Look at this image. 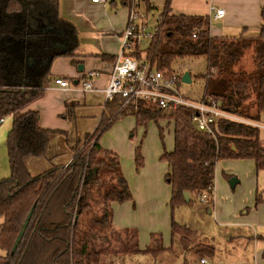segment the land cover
I'll return each mask as SVG.
<instances>
[{
    "label": "trees",
    "instance_id": "obj_1",
    "mask_svg": "<svg viewBox=\"0 0 264 264\" xmlns=\"http://www.w3.org/2000/svg\"><path fill=\"white\" fill-rule=\"evenodd\" d=\"M131 1L108 0L126 7ZM170 1L162 0L159 36L146 46L134 44L129 55L150 61L152 70H175L180 76L184 72L180 66L174 68L177 59L202 57L206 71L213 70L219 91L216 96L221 98L223 109L244 116L245 102L255 96L257 112H264V7L256 35L242 33L227 38L211 35L209 16L171 13ZM136 2L147 9L157 7L155 0ZM59 8L60 0H0V119L12 118L6 138L10 176L0 179V264H145L146 257L164 250L160 236L152 238L151 246L140 249L134 229L114 227L112 204L132 196L118 155L99 144L102 134L126 115L134 116L135 124L142 128L150 122L156 125L163 147L160 160L168 165L165 181L171 185L173 209L191 202L192 194L205 193L206 201H212L219 160L250 158L256 169H264L260 129L218 120L212 133H207L195 127L188 108L166 111L155 102L137 99L119 109L123 99L115 96L106 103V113L96 129L82 142L76 140L67 165L51 164L45 172L32 175L28 160L44 156L61 131L42 127L38 111L29 105L45 94L55 58L69 57L75 63V57L83 56L78 51L80 31ZM93 55L111 59L105 54ZM239 64L242 67L234 71ZM56 77L62 76L53 77L52 83ZM74 105L68 103L67 109ZM160 119L165 124L159 123ZM165 127L173 136L170 150L165 147ZM140 147L141 142L135 147L136 169L142 165ZM32 207L28 228L12 252ZM171 229L173 234L187 231L174 217ZM180 245H184L182 241ZM201 253L209 257L213 250ZM261 258L264 262V251ZM187 263L183 256V264Z\"/></svg>",
    "mask_w": 264,
    "mask_h": 264
},
{
    "label": "crops",
    "instance_id": "obj_2",
    "mask_svg": "<svg viewBox=\"0 0 264 264\" xmlns=\"http://www.w3.org/2000/svg\"><path fill=\"white\" fill-rule=\"evenodd\" d=\"M115 4H109L108 0L105 2L60 0V14L78 27L80 38L83 39L85 35L88 38L86 39L87 43H83V56L75 57V63L71 62L69 57L64 56L54 59L55 66L50 69L51 78L62 76L75 83V80L77 81L87 72L95 71L98 74L92 78L93 89L95 90L84 91L76 87L61 90L51 83L46 89L45 92H48L44 97L42 96L30 103L29 107L40 113V125L42 127L61 131L53 137L44 156L33 157L28 160V169L32 175L45 172L51 164L61 167L67 165L74 154L76 139H80L82 142L86 135L91 134L96 129L101 117L106 113V102L101 89L107 85L115 57L120 51L128 14L126 6L116 4L121 6V9H111V7H116ZM262 7H264V0L170 1L171 13L209 16L212 22L210 25L211 35L227 38H234L242 33L244 35H256L261 24ZM219 8H223V15L214 19V11ZM85 46L87 48H84ZM95 53L109 55L111 59H101L93 55ZM66 63H70L71 67L76 66V72L79 74L76 75V72L69 70V68L66 69ZM80 64L83 66L82 70L78 69ZM51 93L57 94L58 97L53 98ZM43 99L47 100V117L41 115L44 108L41 102L44 101ZM68 103L75 104L71 106L70 111L67 109ZM59 115L62 116V119L68 118V121L72 122L71 129H57L62 127L57 123ZM11 126V116L4 117L0 124V179L10 176L6 138ZM153 126L157 145L154 148H148L146 140L143 141L140 151L146 161L144 166L139 167V169H136L135 166V147L139 135H133V138H129L131 130H135L134 116L126 115L117 119L99 139V144L103 148L115 152L120 158V166L132 196L130 200L112 204L113 225L118 229H134L140 249L151 246L152 238L160 236L159 243L164 250L158 252L156 256L146 257L148 259L146 263L154 262L163 251H171L172 264H183V256L177 255V251H172L174 234L171 229L173 217L171 211L173 209L170 207L171 185L164 181L168 165L166 161L160 160L163 148L161 150L162 144L158 129L154 123ZM261 239L264 240V236ZM189 260L188 264H200V259L195 257Z\"/></svg>",
    "mask_w": 264,
    "mask_h": 264
},
{
    "label": "rangeland",
    "instance_id": "obj_3",
    "mask_svg": "<svg viewBox=\"0 0 264 264\" xmlns=\"http://www.w3.org/2000/svg\"><path fill=\"white\" fill-rule=\"evenodd\" d=\"M155 1L157 7L154 9H147L142 3L139 5L149 17L150 24L157 17H160L159 13L162 10V0ZM117 5L116 7L109 6L111 9H121V6ZM87 38V35L83 39L80 38L78 49L81 53L84 52L82 47L83 43H87ZM84 48H87V46ZM125 51L127 52L128 50ZM54 63L55 61L51 67L55 66ZM178 66L183 72H188L191 75V82L189 84L183 83L181 86V91L188 98L194 100L203 91V94L212 96L214 100L220 98L216 96L219 91L213 82L215 77L213 76V70L206 71L204 58L177 59L174 62V68L176 69ZM241 67L242 64H239L233 69L236 71ZM68 68L76 72V66L71 67L70 63H66V69ZM78 74L76 72V75ZM52 79L53 77L50 78L49 85L52 83ZM209 83L212 84L210 93L206 91ZM47 92H45L43 97ZM51 95L53 98L58 97L55 93H51ZM43 100L41 102L44 108L41 115L47 117V100ZM243 114L248 119L264 123V112L260 114L257 112L255 96L245 102ZM68 120V118L62 119V116L59 115L57 123L62 125V127L57 129H71L72 122ZM165 122L163 119L159 120L161 124H165ZM154 132L153 123H149L146 128L135 124V130H131L129 138H133V135H139L137 144L141 141L142 147L143 141L146 140L148 148H154L157 145ZM259 139L261 143L264 142L263 129L259 130ZM164 141L166 149H172L173 136L170 131L168 132V127L164 128ZM141 157V166H144L146 160L142 153ZM231 177L238 180V183L233 188L229 184ZM199 196L192 194L191 202L171 210L175 220L182 223L183 227L187 229L186 232L174 233L172 251H177V255L184 256L188 262L192 257L198 260L208 258L207 254L201 252L210 248V250H213V254L209 256V261H215L219 264H263L261 252L264 249V240L261 238L264 236V169H256L253 160L250 158H228L218 161L214 169L212 201L201 202ZM207 207L212 212H209V209H206ZM175 230L177 231V229ZM180 241L184 245H180ZM171 259L172 252L163 251L152 264H172Z\"/></svg>",
    "mask_w": 264,
    "mask_h": 264
},
{
    "label": "built area",
    "instance_id": "obj_4",
    "mask_svg": "<svg viewBox=\"0 0 264 264\" xmlns=\"http://www.w3.org/2000/svg\"><path fill=\"white\" fill-rule=\"evenodd\" d=\"M94 2H105L107 0H93ZM132 0L127 7V22L123 30L121 49L116 55L107 85L101 89L104 100L107 103L115 96H120L123 101L119 109L125 107L137 99H147L155 102L161 109L169 111L177 107H185L191 111V121L195 127L207 133H212V127L218 120H229L245 123L264 130V123L248 119L226 111L221 107V98L214 100L212 96L203 94L199 99H190L181 91L182 76L175 71H159L150 68L151 62L140 60L129 52L134 44L146 46L151 40L159 36L161 26L158 24L160 17L150 24L149 17ZM223 8L214 11V19L223 15ZM125 50H128L127 52ZM97 72L90 71L81 76L75 83L64 77H56L53 80L61 90L79 88L84 91L95 90L92 78ZM181 82V83H180ZM212 84H208L206 91L211 92ZM4 118L0 119L2 123ZM201 202H206L207 196L203 193L199 196ZM200 264H219L201 258Z\"/></svg>",
    "mask_w": 264,
    "mask_h": 264
},
{
    "label": "water",
    "instance_id": "obj_5",
    "mask_svg": "<svg viewBox=\"0 0 264 264\" xmlns=\"http://www.w3.org/2000/svg\"><path fill=\"white\" fill-rule=\"evenodd\" d=\"M82 67L83 66L80 64L78 66V69L82 70ZM75 82H76V80H75ZM182 82L187 83V84L191 82L190 74L188 72H184L183 73ZM237 181L238 180L236 178L231 177L229 179L230 186L234 187L236 185ZM184 197H185V200L188 202L189 201V194L187 192L184 193ZM33 210H34V207H32L30 209V211L28 212V214L26 215V217H25V219H24V221L22 223V226H21V228H20V230H19V232L17 234V237H16V239H15V241L13 243L12 252H15V250L17 249L18 245L20 244V242H21V240H22V238H23V236H24V234L26 232V230L28 228V225H29V221H30L32 213H33ZM209 212H210V210H209Z\"/></svg>",
    "mask_w": 264,
    "mask_h": 264
}]
</instances>
